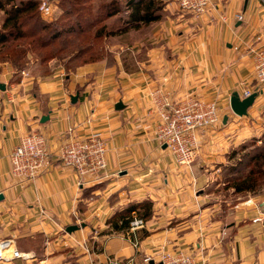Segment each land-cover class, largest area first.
Instances as JSON below:
<instances>
[{"label":"crops","instance_id":"crops-1","mask_svg":"<svg viewBox=\"0 0 264 264\" xmlns=\"http://www.w3.org/2000/svg\"><path fill=\"white\" fill-rule=\"evenodd\" d=\"M212 2L216 7L199 20L179 11L164 15L148 26L147 43L140 46L112 41V61L80 66L69 77L58 65L47 77L12 81L11 67L2 68L0 240L12 239L31 256L0 264H150L171 249L191 254L196 264H264V194L249 193L228 208L208 205L210 194H197L208 177L197 171L203 154L209 161L204 163H218L228 147L264 133V83L254 78L246 48L256 37L264 39V0ZM238 13L242 20L235 18ZM241 41L245 46L236 49ZM127 50L123 67L119 55ZM139 54L143 59L131 58ZM157 88L173 100L189 94L215 100L226 117L204 137L189 170L178 168L155 139L151 94ZM244 89L256 97L239 117L229 98ZM118 101L124 105L119 110ZM44 115L48 119L42 122ZM68 129L105 138V178L78 186L75 172L54 158L30 182L11 175L9 154L21 136L39 132L56 150V140ZM142 200L151 201L152 217L133 247L127 232L112 231L107 220ZM69 225L78 229L69 233Z\"/></svg>","mask_w":264,"mask_h":264},{"label":"built area","instance_id":"built-area-1","mask_svg":"<svg viewBox=\"0 0 264 264\" xmlns=\"http://www.w3.org/2000/svg\"><path fill=\"white\" fill-rule=\"evenodd\" d=\"M177 10L199 20L210 9L216 7L212 0H173ZM50 0H40L39 11L43 19L52 21L55 11ZM237 20H242L241 14H235ZM245 43L241 41L235 48L239 49ZM251 55L254 78L264 83V39L256 37L253 44L246 46ZM23 73V71H22ZM239 93V92H238ZM252 93L244 89L241 98ZM153 112L157 117L155 139L160 146L171 154L177 165L189 167L199 152L202 139L213 128L222 125L219 105L215 100H203L196 95H186L179 100H173L170 95L157 88L151 94ZM57 142L56 150L48 143L45 136L39 132H27L21 136L18 144L9 154L10 173L21 182H30L42 170L47 168L51 159H57L62 165L72 169L77 175L78 186L99 182L107 176L106 152L108 150L105 138L99 132L78 135L72 129L64 132ZM132 212L127 234L133 247L138 246L136 231L144 227L145 222ZM264 219V210L262 211ZM30 253L20 252L12 239L0 240V262L12 259H28ZM151 258H146L145 263ZM155 263L161 264H196L194 256L182 250L171 249L162 251ZM110 264H118L111 261Z\"/></svg>","mask_w":264,"mask_h":264},{"label":"trees","instance_id":"trees-1","mask_svg":"<svg viewBox=\"0 0 264 264\" xmlns=\"http://www.w3.org/2000/svg\"><path fill=\"white\" fill-rule=\"evenodd\" d=\"M165 1L125 0L120 1L121 5L118 6L116 1L110 0L91 13L89 4L87 5L84 0H70V6L65 13L75 14L80 21L88 19L90 23H98L105 17L117 16L122 10L127 12L126 19L122 20L123 25L116 30H112L111 26L109 28L105 25L99 26L91 36L93 39L91 45L81 46L88 40V38H82L77 44L78 47H81L75 50L72 62L80 60L89 50L95 53L94 59H91L93 57L90 56L89 60L82 61L81 64H91L103 60L107 53L99 45L93 50L94 41L98 43L103 38L125 32L130 28L137 29L140 26L159 21ZM61 2L65 5V0ZM39 4L40 0H0V13H3V18L0 21V62L11 64L13 68L12 81H18L21 78L20 70L24 68L23 64L26 62L29 53L38 51L37 56L43 60L47 57L45 53H47L46 47L49 43L63 34H71L77 29L72 25L64 27L59 24L55 25L54 22L44 21L39 11ZM72 4L75 6H71ZM51 24H54V27ZM76 25L80 28L78 29L79 32L82 24L76 23ZM262 142L260 145L253 144L251 150L235 160L233 158L235 150L232 151L230 157L233 161L224 167L226 168V172L223 174L225 188H231L235 194L252 192L258 183L262 182L260 175L263 180L264 140ZM241 148H244V144ZM131 211H135L138 217L147 221L152 217V203L149 200L129 203L124 209L116 212L107 220L111 230L114 232L128 231L132 219Z\"/></svg>","mask_w":264,"mask_h":264},{"label":"rangeland","instance_id":"rangeland-1","mask_svg":"<svg viewBox=\"0 0 264 264\" xmlns=\"http://www.w3.org/2000/svg\"><path fill=\"white\" fill-rule=\"evenodd\" d=\"M50 1H51V3H53L52 6H53L54 11H55V13H54L55 18L52 21H48V20H45L43 18L42 19L48 23L54 22L55 25L59 24V25H63L64 27L72 25L77 29L75 32H72L71 34L65 33L61 37H59L58 39L49 43V45L46 47L47 53H45L44 50L42 49V51L46 54L45 56H47L45 59L41 60V58H39L37 56L38 51H36L35 53H29L28 56L26 57V60H25L26 62L23 64L24 68H22L20 70V76H22V77L31 76V77H34L35 80L38 78L47 77L53 73L54 66H58V65L60 66L59 68H61V70L63 71V73H62L63 75H66L68 77L71 76L81 65L83 66V64H81L82 61L89 60L90 56L93 57L91 59H94V54H95L89 50V51H87L86 54H84L81 57L80 60L72 62V57L75 54V50H77L81 46L91 45V43H93V39L91 38V36L99 26L105 25L107 28H109V26H111L112 30H116L118 27L123 25L122 20L123 19L125 20L127 17V12L122 10L117 16L105 17V18H103V20H101L98 23L97 22L90 23L88 21V19H86V20L82 19L80 21L76 18L75 14L65 13L68 6H70L69 5L70 0H65V5L61 4L62 0H50ZM84 1L87 5L89 4L90 9H91V13H93L96 9L101 7V5L103 3L108 2L110 0H84ZM113 1H116L118 3V6H120L121 5L120 1L123 2L125 0H113ZM168 4H169V7H168ZM172 4H174L173 0H166L165 1V5L161 11V19L164 17V15L165 16L174 15V14L176 15V12L179 11V10H177V8L174 5L173 6L175 7V9L174 8H173L174 10L170 9V6ZM71 6H75V5L72 4ZM179 13L181 14V16L186 15V14H182V12H179ZM1 18H3V13H0V21H1ZM76 23L82 24V28L79 32H78V29H80V28H78ZM54 24H51V26L54 27ZM148 26H149V24L140 26L137 29L130 28L125 32L117 33V34L112 35L110 37L103 38L98 43H97V41H94L95 46H94L93 50H95L98 45L101 46L102 49H104L105 53H107V55L104 59L107 61H112L113 56H115V55H113V51L111 50L112 45H113L112 41L116 42L117 44H121V45L127 44L129 46L135 42L136 46H140V43L143 41L145 43H147L146 39H145L146 37H144V36H146L147 33L149 32ZM82 38H88V40H87V42L82 43L81 46L78 47L77 44L80 42V40ZM125 53H127V55L128 54L130 55L131 52L129 50H127V52L120 51L119 57L121 59V63L123 62V65H122L123 67H124L123 59L125 58L124 56L126 55ZM129 55H128V57H129ZM131 58L132 59H134V58L143 59V56H141L139 54V55H133V57L131 56ZM88 64H90V63H87V65ZM0 66H1L0 71L5 66H10L12 71H13L11 64L8 62H5V63L0 62ZM65 66H66L67 70L65 69ZM137 66L138 65H136V67ZM131 68H133V67H131ZM22 71H23V73H22ZM222 122H223V119H222ZM218 127L220 128L221 125ZM218 127H216V128H218ZM62 136H64V135L62 134L60 137H62ZM232 137H236V136L233 135ZM204 140L206 141V139L203 138L201 141L202 144L204 143ZM263 140H264V133H262V135H259V136L252 135V136H247V137L243 138V140L241 139L239 144H237L235 146L228 147V151L226 152V154L224 156V160H222L218 163L217 162L212 163L210 161L209 164H206L209 162L208 159H206L207 156L203 154L201 156V158L199 157L201 159V163L197 164V171L201 172L203 175H206V177L207 176L208 177L205 178L206 181H204V185L198 187V188H200V190H199V192L197 191V194L201 193L202 196H206V195L210 194L209 195L210 197H208V200H209L208 205H210V203H220L221 206L226 207V208H228V206L236 205L240 201H245L246 196H248L249 193L264 194V175H263V180H262V177L260 175V181H262V182H259L258 185L255 187L254 191H252V192H242L239 194H235L231 188H225L223 185V181H225L223 174H224V172H226L225 171L226 168H224V167L233 161L232 158L230 157L232 151L235 150L234 151L235 153L233 152V158L235 160L239 156L242 157V154L247 153L248 150H251L253 148V144L260 145L261 143H263L262 142ZM56 141L58 142V140H56ZM243 144H244V148H241V146ZM206 153H207V151H206ZM207 155H208V153H207ZM214 155L216 156L215 153H214ZM204 162H206V163H204ZM177 166H178V168L187 169L186 167H182L179 165H177ZM187 170H189V169H187ZM263 171H264V166H263ZM132 212L133 211H131V215H132ZM143 220L145 222V219H143ZM141 228H143V227H141ZM141 228H139V229H141ZM139 229L136 231L137 235H138ZM138 239L139 238H137V240ZM155 264H157V263H155Z\"/></svg>","mask_w":264,"mask_h":264},{"label":"water","instance_id":"water-1","mask_svg":"<svg viewBox=\"0 0 264 264\" xmlns=\"http://www.w3.org/2000/svg\"><path fill=\"white\" fill-rule=\"evenodd\" d=\"M0 89L1 90L5 89L4 84L2 83L0 84ZM255 97H256L255 92L251 93L247 97L241 98L237 91H233L229 98V105H230L232 112L239 117L247 115V110L253 104ZM77 99H78V93L70 97V100L72 103L77 102ZM114 107L115 109L119 110V109H122L124 105L122 104L121 101H118L115 103ZM47 119H48V116L44 115L42 116L41 121L44 122ZM225 122H226V117L223 118V123ZM165 146H166L165 144L162 145L163 148H165ZM2 197H3L2 194H0V199H2ZM263 225H264V219H263ZM76 229H78L77 225H69L67 226L66 231L70 233ZM150 264H154V262L151 261ZM158 264H161V263H158Z\"/></svg>","mask_w":264,"mask_h":264}]
</instances>
